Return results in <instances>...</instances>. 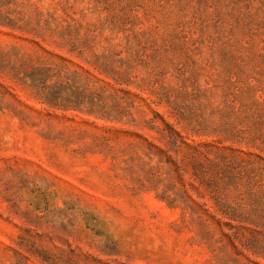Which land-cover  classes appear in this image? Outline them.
Here are the masks:
<instances>
[{"label":"rangeland","instance_id":"374dc122","mask_svg":"<svg viewBox=\"0 0 264 264\" xmlns=\"http://www.w3.org/2000/svg\"><path fill=\"white\" fill-rule=\"evenodd\" d=\"M0 264H264V0H0Z\"/></svg>","mask_w":264,"mask_h":264}]
</instances>
